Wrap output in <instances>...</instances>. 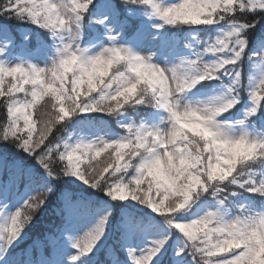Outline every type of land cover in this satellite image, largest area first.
Returning <instances> with one entry per match:
<instances>
[{"label":"snow or ice","instance_id":"snow-or-ice-1","mask_svg":"<svg viewBox=\"0 0 264 264\" xmlns=\"http://www.w3.org/2000/svg\"><path fill=\"white\" fill-rule=\"evenodd\" d=\"M0 264H264V0H0Z\"/></svg>","mask_w":264,"mask_h":264},{"label":"trees","instance_id":"trees-1","mask_svg":"<svg viewBox=\"0 0 264 264\" xmlns=\"http://www.w3.org/2000/svg\"><path fill=\"white\" fill-rule=\"evenodd\" d=\"M42 224H47L48 223V218L47 217H45V218H42Z\"/></svg>","mask_w":264,"mask_h":264}]
</instances>
